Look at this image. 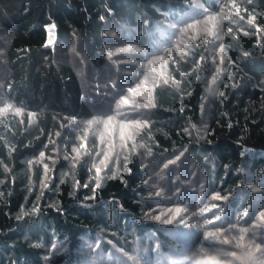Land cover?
Wrapping results in <instances>:
<instances>
[{
	"label": "trees",
	"instance_id": "16d2710c",
	"mask_svg": "<svg viewBox=\"0 0 264 264\" xmlns=\"http://www.w3.org/2000/svg\"><path fill=\"white\" fill-rule=\"evenodd\" d=\"M0 264H264V0H0Z\"/></svg>",
	"mask_w": 264,
	"mask_h": 264
},
{
	"label": "rangeland",
	"instance_id": "374dc122",
	"mask_svg": "<svg viewBox=\"0 0 264 264\" xmlns=\"http://www.w3.org/2000/svg\"><path fill=\"white\" fill-rule=\"evenodd\" d=\"M204 15H203V19H204V21H205V19H208V17H210V14L209 13H207V12H205V13H203ZM120 48L121 47H119V46H115V45H113V46H111V48H110V50H111V53H113V54H111V55H114V52L116 53V52H119L120 53ZM120 55H121V53H120ZM123 57H126V54H124V55H122ZM129 56V55H128ZM128 61H130V60H128ZM128 61L126 62V63H128ZM115 62H116V59H115ZM108 70V69H107ZM104 75H107V76H109V73L108 72H106ZM98 76V75H97ZM98 78L101 80V81H103V80H105L104 78H102V77H100V76H98ZM103 82H105V85H106V81H103ZM104 88L106 89V86H104ZM109 88V87H108ZM99 89V88H98ZM110 91H111V89H110ZM102 92H101V90L100 91H98V94L100 95ZM112 93V92H111ZM98 95V96H99ZM100 167V166H99Z\"/></svg>",
	"mask_w": 264,
	"mask_h": 264
},
{
	"label": "snow or ice",
	"instance_id": "6c2138e0",
	"mask_svg": "<svg viewBox=\"0 0 264 264\" xmlns=\"http://www.w3.org/2000/svg\"><path fill=\"white\" fill-rule=\"evenodd\" d=\"M48 43H51V39L48 41ZM126 102V101H125ZM99 171V170H98ZM179 211V209H177ZM209 235H212L211 233ZM224 243H229L228 240L223 241ZM240 247V251H244L243 247L239 246L235 240L233 241V248ZM232 253H236V251H232Z\"/></svg>",
	"mask_w": 264,
	"mask_h": 264
}]
</instances>
